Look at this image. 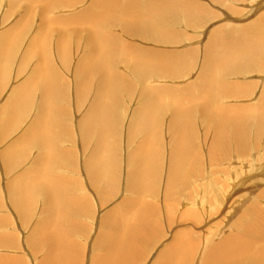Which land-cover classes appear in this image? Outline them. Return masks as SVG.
I'll use <instances>...</instances> for the list:
<instances>
[{"label":"rangeland","instance_id":"obj_1","mask_svg":"<svg viewBox=\"0 0 264 264\" xmlns=\"http://www.w3.org/2000/svg\"><path fill=\"white\" fill-rule=\"evenodd\" d=\"M39 1L40 4H34L31 9L28 7L29 2L25 0H0V36L4 32L11 31V37L13 36L11 43L16 51L14 52L8 44V49L4 51L0 59V84H2V86L0 85V240L2 239L3 241V243L2 241L0 243V248H2L0 249V263L48 264L46 261H48L49 251L47 249L49 245L44 243V247H38L44 238L37 244L35 243L36 238L39 234L45 237V234L52 233V231H63V233L66 231L68 237H65L64 244L72 255L69 256V263L67 260L63 261V263L91 264L92 258L94 261L95 257L101 254L98 253L100 247L97 245L100 240L103 241L101 235L108 232V229L103 226L104 220L115 211L125 208L131 201L135 204L128 212V215L132 216L137 210H143V212L147 213L149 222L152 219L158 221L159 229L148 226L147 230L151 233L148 236L151 237L152 235V237L149 239L147 236V242L144 244L146 248L143 247L144 245L142 246L141 258L134 262L135 264H163L161 253L166 247L168 249L169 245L175 242L177 239L175 234L177 236L180 234L185 235L184 246L187 248L191 246L189 249L194 252H191L188 262L183 261L185 264H205L204 259H206L211 247L214 245L212 243L219 240V235H222L221 232H224L223 236L225 237L228 234L229 236L235 234L237 238L244 236L243 233L245 232V236L248 237L247 229L251 228V232L256 234L257 232L253 228L257 227L260 229L264 226L263 219L259 218L257 220V216H255L258 210L264 213V121L258 123L260 121L254 120L253 115L258 116L259 114L262 117L264 114V51L261 52L258 46L252 48L250 58H244L245 61L252 60V66L249 65L248 68L238 64V68L236 66L224 70L225 72L221 74L219 81H222L220 84H223L222 86H225V88L223 89L220 86V91H218L219 99L216 98L217 103H210L213 105L212 107H206L205 105L206 109H203L200 102L191 103L185 100L184 95L187 96L186 93L188 92L186 90L188 88L192 86L195 88L196 84L200 83L198 79L202 77L201 75L205 68V59L208 53L206 50L209 51L211 47L215 48V46H212L215 39L220 38L231 42L235 39L237 42L239 39V41H243L242 39H245L243 36L247 34L246 31L264 27V19L262 18L264 17V0H161L156 4H148L152 6L151 8L157 6L161 10L168 11L163 13L167 17L157 16L154 20L167 22L169 34L161 37L155 36V38L152 35H144L139 29L135 30V28H139L138 24L132 23L131 27V24L124 22L123 18L114 17L113 14L109 15V18L104 19L111 22L104 28V30L107 29L110 32L111 40L107 39L108 43L112 41L118 44L120 49L126 47L125 51L131 54H128L129 56L137 53V56H142L143 54V56L147 57V55H151L154 61V67L152 68L158 70L155 72V69L150 71L145 68L146 72L148 70L145 75V71L138 72L133 69L131 65L133 61L131 64L122 58H115L113 61L115 72L112 76V81L119 86V96L115 104L110 100H107L106 103H109L113 109L112 111L110 108V111L108 110V128L109 131H112L109 139L111 144L114 145V151L107 153L111 160L108 159L106 161L104 166L106 169L103 172V177H105H102V180L100 179L99 181L95 180L93 169L88 167V163L93 157V150L96 145L94 141L96 140L92 137V139H86L83 127L90 112L93 116L94 128L98 127L97 122L94 125L95 121H99L101 124L103 122V119L99 116V107H97V110L95 108L92 109L95 104L96 91L101 75L96 73V77L92 78L88 84L87 81L85 82L82 79L79 67L85 64L88 68H93L96 66V61L100 62L107 59L95 56L96 40L89 32V27L85 25L75 26L76 21L99 18L95 16V11L88 12L95 6L93 5L94 1L96 2L97 0ZM101 1L108 8L114 4V0ZM129 1L131 0H119L116 2L118 8L122 4L133 8V6L129 5ZM137 2L144 7V4L149 3V0H137ZM190 3L192 4L191 6ZM54 4H58V7H54V11L49 13L52 18V26L44 34L46 40L43 46L41 44L42 41H39V39L31 46L30 42L31 40L34 42L33 37L42 23L40 21L41 16L45 15V11L50 10V7ZM188 7L195 12L184 14V8ZM105 11L113 13L110 9ZM137 12L141 14V10L138 9ZM24 14L28 18L24 17ZM153 15L156 16L157 13H153ZM53 16H57L59 21H64L67 25H72L74 22V26L66 27L68 29L63 30V27L56 22ZM19 21H21L22 25L17 23ZM256 22H259V25ZM260 24H263L262 27ZM240 35L242 38H240ZM211 36L215 39L211 40ZM87 40L91 41L92 44L87 45ZM101 41L104 42L103 39ZM210 41L212 42L210 43ZM116 44H113L114 47ZM2 45L3 41L0 40V48ZM45 45L51 46V50H54L51 61L53 66L50 67L51 65L49 64V69L51 70L54 67L53 69L57 73L59 72V81H56L57 86L53 83L52 89L50 88V93L54 98L53 104L50 105L52 103L51 97L50 101H48L44 96L45 91L42 88V84L41 86L40 83L38 85L31 84V93L28 92L27 100L25 98V102L21 103L24 105L21 106L20 104L22 109L17 106V109L12 110V114L10 113L11 115H9V112L4 110H8V105L11 104L10 102L14 96L20 97L22 95V90L25 87L21 86L28 82L27 80L29 79L27 77L31 78L34 76L31 71L39 60V51L33 54L30 53L28 58L24 60L27 49L33 47L35 50L38 46L44 48ZM223 46L221 48L222 45H219L221 51L225 49L226 45ZM10 49L13 51L11 57ZM46 49L47 47L45 46ZM62 50L65 51L66 57H59ZM225 50L228 51L230 48L226 47ZM225 50L223 52H226ZM180 58L185 59V62H187L186 59L188 58L192 59V64L183 66L184 69L181 68L177 70L178 72L173 70L159 71V69L162 70L161 68L165 62H175ZM234 59L229 60L231 65L235 64ZM135 63L139 62L135 61ZM139 64L142 65L141 61ZM54 73L52 70L45 71L46 75ZM119 79L121 80L118 81ZM82 81L87 84L86 92L83 95L79 91ZM229 86L231 88H228ZM150 88L151 90L154 89L155 94H158L161 98L163 97L166 102L169 101L170 96L173 94L172 96L184 98V102L188 103L189 106V112H187V122L189 121V123H186V127L190 126L189 128H192L194 140L190 142V139H188L189 136H193L191 131H188V135L185 134L188 140H184V136L179 134L177 136L183 140V143L190 144L189 147H186L187 154L190 153L189 155L195 156L196 161L194 159L191 160L189 156L187 163V168L189 167L188 169H190L189 173L186 170L184 171V176L185 173H187V176L189 175L188 182H184V177L179 178L175 186L170 188V194H173L169 198H174L176 197L175 195L178 197V199L174 200H169L166 197L169 186V167H172L174 157L177 156L175 155L177 137L175 133L173 134L174 131L172 129L174 124L172 122V105L164 104L158 112L160 117L157 121H160L158 125L154 124V126H158V139L151 137L152 135L146 136V132L141 135L140 132L134 133L132 130L135 123V119L133 120L134 113L138 112L147 103L144 89ZM55 91H58V93ZM191 92L194 94L198 93ZM165 96H168L166 97L167 99L164 98ZM43 102L46 107H44ZM248 106L251 110L246 108ZM218 108L228 113L233 112L230 115L234 117H240L236 115L237 112L243 113L245 111L243 114L247 115L248 118L245 117L246 135L244 136H246V142L244 147L237 146L234 136L238 135L231 131L235 122H227L224 117L218 119V115L225 112ZM18 110L20 113H17ZM45 112L49 115H47V118L44 117ZM36 116L40 117L42 123L46 120L45 124H48L46 126L49 130L48 132L53 130L49 133L50 137L39 136L45 139L43 142H46V139H52L53 147H47V142L44 143L45 145H39L35 139L29 136L28 132L35 118H37ZM48 119L50 121H47ZM229 119L232 120L231 118ZM222 121H224L225 126L228 125L227 136H224L226 140L224 146H221L222 143L215 144L214 142L216 137H218L217 127L222 125ZM145 137H149L150 141H154L158 145L159 162H157L158 165L156 163L154 166L157 177L155 175L152 179L153 187H151V181L149 185L151 177L148 178V188H153V190L146 189V186H144L142 191L135 192L130 185V174L134 171L132 158L136 155V151ZM26 138L29 139L26 140ZM43 149L45 150L43 151ZM44 152L48 153L44 154ZM213 152H216V155L219 153L217 156L215 155V158L217 157L215 163V159L211 161ZM54 154L59 157L57 160L53 158ZM45 155L48 156L49 162L46 161ZM50 156L53 157L51 158ZM53 161L54 163H52ZM43 162L47 163L44 165ZM45 166L47 169H44ZM48 167H50L49 170ZM37 170L47 172L46 174L43 172V175L45 174L44 178L59 182L58 184L62 188L64 187V196L71 201L74 200L70 206L73 208L71 212H74V215L72 214L71 216L75 217L69 218L72 219L70 223L69 221L63 223L66 220L61 221L58 219L57 223H55V217L50 216L52 212L48 208L51 204L45 200L47 195L43 192L45 188L38 184L40 181L33 182L34 184L31 187H34L32 189L29 187L31 190L30 195L33 193V199L26 207L28 209L25 208L26 211H24L17 206L18 203L14 201V197L11 195V187H22L27 184V177L33 178ZM106 170L107 172H105ZM112 179L114 180L112 181ZM154 183L157 184L154 185ZM27 194L28 192L26 196ZM166 198L171 202H166ZM138 203H141L142 208L136 206ZM170 205L171 211H173L170 212L171 216L167 213ZM190 212L196 213L194 215L195 218H192L193 215ZM46 223L51 228L44 227L45 229L41 233L33 234L36 226ZM254 223H257V226ZM217 231L219 234H217ZM242 231L243 233H241ZM258 235H261V233ZM188 236L191 237V240H189ZM262 241V237H259L258 242ZM196 245L197 247H195ZM56 255L54 263L51 264H55L57 260L62 258L59 253H56ZM5 256L10 257L12 261ZM258 258L256 259L257 262ZM262 259H264V256ZM177 263L182 264L181 261H177ZM225 263L228 262L226 261ZM228 264H252V261H250V258H246L244 262L239 259H231Z\"/></svg>","mask_w":264,"mask_h":264},{"label":"bare ground","instance_id":"obj_2","mask_svg":"<svg viewBox=\"0 0 264 264\" xmlns=\"http://www.w3.org/2000/svg\"><path fill=\"white\" fill-rule=\"evenodd\" d=\"M25 1L29 2V6L28 7L31 8V9L33 8V5L34 4H37V5L40 4V1L39 0H25ZM116 1H119V0H114V4L111 7H109V8L107 6H104V2L101 1V0H97L96 2L94 1V4L93 3L92 4L95 5V6H93L91 9L89 8L90 10H88V12L95 11V16L96 17H99V18L89 19L87 21H76L75 22V26H83V25H85V26H88L89 27V29H90L89 32L91 33L92 37L96 40L95 56L97 58H106L107 59V60H101L100 62L99 61H96L95 62V65L96 66L93 67V68H88L85 64L80 65V67L78 66L79 69H80L79 73L83 77L82 79H84L85 82L87 81V83L90 82V80L92 78L96 77V73H98V74L101 75V77L98 76L100 78V80H99V83H98V89L96 91L95 104L92 107V109L95 108L97 110V107H99V109H100L99 116L103 119V122L101 124V122L95 121L94 122V125L97 122L98 127H95L94 128V126H93V116H92V113L90 112V115L86 119L85 125L83 127V129H84L83 131H84V134H85V138L86 139H88V138L90 139L92 137L93 139L96 140V141H94L96 145L94 144L95 145V149L93 150L94 151L93 157L90 160V162L88 163V167L91 168V169H93L94 175L96 177V179H95L96 181H99L103 177L104 169H106V168H104L106 161L108 159L111 160V158H109L107 156V153L110 152V151H112V152L114 151V145L111 144L110 139H109L111 137L112 131H109V128H108V121H109L108 110H109V108H110L111 111L113 109H112V106H110L109 103H106L107 100L108 101L110 100V101H112L115 104V102H117L118 96H119V91H118L119 86L117 84H115V82L112 81V76L114 75V72H115L114 71V68H113L114 67V64H113L114 62L113 61L115 60V58H119V59L122 58L126 62H129L130 64L133 61L132 64H131L132 67H133V69L137 70L138 72L145 71L144 72L145 75L148 72V70L146 72V69L145 68H148L150 71H152V69H155V72H157L156 70H158L156 68H152V67H154V61H153V58L151 57V55H147V57L146 56H143V54H142V56L141 55L137 56V54H138L137 53L135 55L129 56L131 54H130V52H126L125 51L126 50V47H122L120 49L119 46H118V44L113 43L112 41L110 43H108L107 42V39H110V37H111V36H109L110 32L107 29L104 30V28H106V26L109 23H111V22L105 21L104 19L109 18V15H112L113 14L114 17L123 18V21L126 22V23L131 24V27H132V23L138 24L139 25V28H135V30L139 29L144 35H148V36L149 35H152V36H154V38H155V36L156 37H161V36H164V35H168L169 34L168 33V30L169 29H168V23L167 22L154 20L157 16L167 17V15H165L163 13L164 12H168V11L161 10L157 6H154V8H151L152 6H149L148 5V4H150V5L156 4V3L160 2L161 0H149V3H145L144 4V7H142L141 6L142 4L139 3V2H137V0H131V1H129V5L133 6V8H130V7L126 6V5H124V4H122L120 6V8H118ZM191 5L192 4L190 3V6ZM56 6L58 7V4L52 5L50 7V10H46L45 11V15L41 16L42 18H41L40 21L42 23L38 27V30H37L36 34L34 35V37H33L34 38V42L32 40L30 42V45L31 46L34 45V43H35V41H37V39H39V41H42L41 44L43 46V44H44V42L46 40V38L44 37V34H45V32H47V29L50 26H52V23H51L52 22V18L49 15V13H50V11L53 12L54 11L53 8L54 7L56 8ZM194 6L195 5H193V7ZM195 8H196V6H195ZM106 9H110L111 11H113V13L106 12L105 11ZM138 9L141 10V14L137 12ZM27 11H28V9H27ZM191 12H195V11H193L189 7L188 8H184V14L187 15V14H189ZM153 13H157V15L154 16ZM20 16H21V14H20ZM25 16H26V18H28L27 15L24 14V17ZM53 17H55L56 22H58L59 25L61 27H63V30L64 29H68L66 27L74 26V24H73L74 22L72 23V25H67L66 23H64V21H59L57 19V16H53ZM63 17H61V19H63ZM262 18L264 19V17H262ZM151 21H153V22H151ZM17 23L19 25H22L21 24V21H19ZM258 23L256 22V24H258ZM262 25H261V27H262ZM250 26L253 27L252 25H250ZM254 27H256V26H254ZM10 33H12V32L11 31H7L6 33L5 32L2 33V35L0 36V40L3 41V45L0 48V59H1L4 51L6 49H8L7 48L8 44L10 45L11 49L14 52H16L15 51V47L11 43L12 42V39H13L12 38L13 36L11 37V34ZM218 33H219V31H218ZM246 33H244V34H246V36H243V37H245V39L247 41L245 39H242L243 41H239L240 40L239 39L238 42L235 41L236 40L235 37H234V39H235L234 41L235 42L233 41V39H232L233 42H231L230 40L229 41H226V40L220 39V38L215 39L213 37L214 35L216 36L215 33H214L213 36H211L212 37L211 40H213V38L215 39L213 41V44H212V46H215V48L214 47H211V49L209 51L206 50L208 53H207V57L205 59V68H204V71H203V73L201 75L202 77L200 79H198L200 81V83H197L196 86H195V88L192 85H191L192 87L190 86L191 88H188L187 87L188 90H186V92H188V93H186L187 96L184 95L185 96V100H187V101H189L191 103H193V102H200L202 104V106H203V109H206L205 108V105H206V107H208V106H211L212 107L213 105H211V104H214L215 102L217 103L216 98H218V91H220V86L223 89L225 88V86H222L223 84L222 85L220 84L222 81L221 82L219 81L221 74L223 72H225L224 70L226 68H231V67H236V66L238 68L239 67L238 64H242L243 66H247V68H248L249 65L252 66V60L251 61H245L244 58H250V55H251L250 54L251 53L250 51H252V48L253 47H257L258 46V47H260L261 52L264 51V48H263V46H264V27H262V28H259L258 27V29L249 30V31H246ZM220 34H222V33H220ZM233 35H234V33H233ZM221 36H224V35H221ZM235 36H236V34H235ZM240 38H242L241 35H240ZM102 39L104 40V42L101 41ZM211 42L212 41H210V43ZM86 44L87 45H91L92 42L89 41V40H87L86 41ZM113 44H116V46L114 47ZM219 45H222L221 48L224 47L223 45H226L225 46V49H226V47H229L230 50L226 51L225 49H223V51L224 50L226 51V52H223V51H221V48H219ZM45 46L47 47L46 50H45ZM45 46H44V48H42V47L40 48L38 46V47H36L35 50L33 49V47L32 48L30 47V48L27 49V52L25 53L24 60H26L28 58V56H29L30 53L33 54L36 51H39L40 52L39 53V60L36 63V65L34 66L33 70L31 71L32 72V75H34V76H32L31 78L30 77H27L29 79V80H27L28 82L27 83H24V85L21 86V87H25L22 90V95L20 97H15L14 96V98L10 102L11 104L8 105V110L7 109L4 110L5 112L8 111L9 112V115L12 114L11 113L12 110L14 111L15 109H17V106L20 109H22L20 107V104L23 103V102H25L24 99L28 96L27 95L28 92L31 93V91H30L31 89L30 88H31V86L33 84H37L38 85L40 83V86L42 84V88L45 91V95L44 96L47 98L48 101H50V97H51L52 103L50 102L51 104L50 103L49 104L50 105L53 104L54 98L52 97V95L50 93V88L52 87L53 83L56 84V86H57V82L59 81V76H58V73L59 72L57 73L53 69L54 68L53 67V68H51V70H52V72H55L54 74H50V75H46L45 74V71H51L49 69V64L51 65L50 67L53 66L52 63H51V61L53 59V51H54V50L53 51L51 50V46H48V45H45ZM11 49H10V53H11L10 54V57L13 55V51ZM58 53H59V49H58ZM60 53H61V55H59V57H62V58L63 57H66V54H65V51L64 50H62ZM127 56L129 57L130 60L128 59ZM189 58L186 59L187 62L184 61L185 59L183 60L181 58L178 59V60H176L175 62L167 61V62L164 63L163 67L161 68L162 70L159 69V71L164 72L166 70H173L174 72H178L177 70H180L181 68H183V66L185 67V66H187L189 64H192V59L190 60ZM232 58H235L234 59L235 60L234 61L235 64H233V65H231V63H229V60H231ZM242 59H244V60H242ZM135 61H137L139 63L141 61V64L144 65V66L140 65L139 63L136 64ZM46 63H48V64H46ZM44 67H47L48 69L47 68L44 69ZM39 68H43V69H39ZM55 68H56V66H55ZM38 70H41V71H38ZM34 72H35V74H34ZM167 72H169V71H167ZM36 74H38V75H36ZM161 75H163V74H161ZM120 80L121 79H119L118 81H120ZM85 82L82 81V83L80 84L81 86L79 87V89H80L79 91L81 92L82 95L85 94L86 89H87V84H85ZM118 84H121V83H118ZM0 85L2 86V84H0ZM193 85H194V83H193ZM228 88H231V87L229 86ZM53 90H55V89H53ZM153 90H151V88L150 89H144V92H146V94H144V95H146V102L147 103L144 104V106L138 112L136 111L134 113L133 120L135 119V123L133 124V127L134 128L132 127V130L134 131V133L135 132L136 133L140 132L141 135L143 134V132H146V136H151L152 135L151 137L158 139V134H157V133H159V130L157 129L158 126L157 127L154 126V124L158 125V123L160 121V120L157 121L158 118L160 117L159 116L160 114L158 115V112H159V110L162 109V107L164 106V104H168V105L171 104L172 105V116H173L172 122H174V124L172 125V129L174 131L173 134L175 133L176 134V137H177V139H176V142H177L176 143V145H177V151H176V154H175L177 156L174 157V163H173L172 167L171 168L169 167V169H170V171H169V179H168L169 180V186H168V190L166 192V197L169 198L173 194V193L170 194V188L173 187V186H175V183L178 181L179 178H183L184 177V182H186V183L188 182L189 175L187 176V173H189L188 171L190 169H188L189 167L187 168V163H188L189 156H190V159L191 160H193V159L195 160V158H194L195 156L189 155L190 153L187 154V151H186V147H189L190 144H186V142L183 143V140L179 136H177V135L179 134L181 136H184V140L190 139V142H192L194 140V134L191 131L192 128H189L190 126H188V128L186 127V123L187 124L189 123V121L187 122V112H189L188 111L189 106H188V103L184 102V98L182 99L179 96H172L173 95L172 94L170 96L171 98L169 99V101L166 102V101L163 100V97L161 98V96H159L158 94H155V92ZM191 91L198 92V93L197 94H194ZM55 92L58 93V91H55ZM221 92H222V90H221ZM162 93H164V92H162ZM184 94H185V92H184ZM166 97H168V96H165L164 98H166ZM57 98H58V96H57ZM26 100H27V98H26ZM263 100H264V92H263ZM12 102H13V104H12ZM80 102H81V100H80ZM23 105L21 104V106H23ZM44 107H46L45 103H44ZM6 108H7V106H6ZM246 108H249V106L246 107ZM253 108H254V106H253ZM218 109H220L222 111H225V110H223L221 108H218ZM24 110H26V109H24ZM249 110H251V109L249 108ZM48 111H49V109H48ZM17 113H20L19 110H18ZM230 113H233V112H229L228 113V112L225 111L222 114H219L218 113L219 114L218 115V119L221 118V117H224L227 122H235L234 125L231 128V131L235 132L238 135V136H234V139L237 142L236 143L237 146L238 147H244V144L246 142V136H244V135H246V133H245V117L246 118H248V117H247V115H244L242 112H240V113L237 112V114H236L237 116H240V117H234V116L230 115ZM47 115L48 114H46V112H45L44 113V117L47 118ZM255 116H256V118H255ZM228 117L231 118L232 120H230ZM253 117H254V120L260 121V122L257 121L258 123H261V122L264 121V114L262 115V117H260L259 114H258V116L257 115H253ZM252 118H250V119H252ZM45 121L42 123V121L40 120V117L39 116L37 118H35V121L33 122V125H31L32 127L30 128L28 134H29V136H31L32 139H35L36 140V143H38L39 145H45L44 143L47 142V147H51V146L53 147L52 139L49 138L48 140L46 139V142H43V140H45V139L39 137V136H42V137L43 136L50 137L49 133H51L53 131L52 130L51 132H48L49 130L46 128V126L48 124L46 125L45 124ZM47 121H50V119H48ZM154 121H155V123H154ZM49 123H51V122H49ZM224 124H225L224 121H222V125L223 126L220 125V126L217 127V136L218 137H216V141L214 140L215 144L222 143L221 146H224V143H226V140H225V137L224 136H227V133H228V125L225 126ZM50 126H52V125H50ZM5 127H6V125H5ZM188 131H191V133L193 134V136H189V138L187 139V136H185V134L188 135ZM134 133H133V135H134ZM262 134H263V130H262ZM134 137H135V135H134ZM148 138L149 137H145L143 139V142L141 143V145L139 146V148L136 151V155L133 156V158H132V164L134 166V171L131 172V174H130V178H131L130 179L131 180L130 185H131L132 189L135 190V192L136 191L137 192L142 191V189H143L144 186H146V189H149L148 188V183H147L148 182V178L151 177V180H149V185H150V181H151V184H152L153 183L152 182V179L156 175V170H155V167L154 166H155V164L157 162H159V156H160L159 154L160 153H159L158 145L154 141H150ZM28 139L26 138V140H28ZM30 142H31V140H30ZM182 148H184V150H182ZM44 150L45 149H43V151ZM243 150H244V148H243ZM216 152H213L212 153V157H211L212 158L211 161H213L215 159L214 160V163L216 162V158H217V157L215 158V155H216L215 153ZM45 153H48V152H44V154ZM195 153L197 154L196 150H195ZM226 154H227V152H226ZM49 155H50V153H49ZM51 155H52V153H51ZM192 155H193V152H192ZM45 156H46V158L48 157L47 155H45ZM9 157H11V156H9ZM53 158L54 159L56 158L55 160H57L59 157H57V155L55 156V154H54V157ZM63 158H65V157H63ZM63 158H62V160H64ZM196 158H198V157H196ZM218 158H219V156H218ZM46 161L49 162L48 161V158H47ZM113 161H115V160H113ZM46 163H44V165ZM52 163H54V161ZM61 163H62V161H61ZM211 163H213V162H211ZM157 165H158V163H157ZM44 169H47L46 166L44 167ZM44 169H42V170H44ZM49 169H50V167H48V170ZM107 170L105 172H107ZM185 170H186L187 173H185V176H184V171ZM43 172L45 174L47 173L45 171H43ZM43 172L41 170H37L36 171V175L33 178L27 177L28 183L25 184V185H23L22 187H14V186L11 187L10 191H12L11 192V195L14 197V201L16 203H18L17 206L20 209H23L24 211H26L25 208L28 207L29 202L31 201V199H33V193L30 195L31 190L29 189V187H31L32 184H34L33 182L40 181L38 184H40L42 187L45 188V189L43 188L44 189L43 192H44L45 195L47 194L46 197H45V200L47 201V203L51 204V206H50L51 208L48 207L49 210L52 212V214H50V216L55 217V223H57L56 221H58V220H61V221L62 220H66L63 223H67V221H69V223H70V221L72 219H69V218L72 217L71 216L72 214L74 215V212L73 213L71 212V209H73V208H72V206H70V204L74 200L71 201L67 197L64 196V191H65V190H63L64 187L62 188L58 184L59 182H57L55 180L45 179L44 178V175L45 174L43 175ZM46 176H48V175H46ZM156 177H157V175H156ZM113 180L114 179H112V181ZM156 184L154 183V185H156ZM33 187H31V189ZM151 187H153V184L151 185ZM149 190H153V188H150ZM176 190H178V189H176ZM27 192H28V194L26 196V193ZM175 196L176 197L171 198V199L172 200H174L176 198L178 199L177 195H175ZM141 197H142V195H141ZM168 198H166L167 199L166 202H171V201H169L171 199L169 198V200H168ZM75 203H74V205H75ZM175 203H177V202H175ZM134 204L135 203H133L131 201L130 203H128L125 206V208L119 209V210L115 211L114 213L110 214L107 217V219L104 220L103 226L108 229V232L105 231L106 233H103L101 235V238L103 239V241L100 240L99 243L97 244L101 248V249L99 248L98 253H101V254L98 255L96 253V255H98V256L95 257L94 261H93V258H92L91 264L92 263L93 264H135L134 262H136L137 260H140L141 255H142V251H141L142 250V246L144 244H146L148 234L149 235L151 234V233H149L150 231L147 230L148 229V226L158 229V223H157L158 221H155V220L152 219V221L150 220V222H149V220H148L149 218L147 219L148 215H146L147 213L143 212V210L142 211L141 210L140 211L137 210V212L134 215L129 216L128 215V212L130 211V209L132 208V206ZM136 206H140V208H142L141 207V203H138ZM76 208H77V206H76ZM26 209H28V208H26ZM171 209L172 208H171V205H170V208L167 211V213H168L169 216H171L170 212H173V211H171ZM190 213L193 215L192 218H195L194 215L196 213L195 212H190ZM256 213H257V215H255V216H257L256 217L257 220H259V218H261V219H263V222H264V213L262 211H260V210H258V212H256ZM74 217H72V218H74ZM234 221H235V219H234ZM257 223H254V225L256 224V226H257ZM260 223H262V222H260ZM79 225H80V223H79ZM240 226H241V224H240ZM248 226L250 227V225H248ZM44 227H50V225L48 223H46L44 225H40L39 224L38 226H36V229L34 230V233L33 234H39V233H41L45 229ZM62 228H64V227H62ZM253 229L257 232L256 234L253 233V232H251L252 229L249 228V229H247L248 230L247 233H249V236L246 237L245 236V232L243 233V231H242L241 233H243L244 236L240 233L243 236V237L240 236L241 239H240V237H238V238L235 237V234H233V233H232L233 235H230L229 236V234H228L227 237H225V236H223V233L224 232H221L222 235L221 236L219 235V237H220V238H218L219 240L213 242L212 244H214V245L212 247L210 246L211 247L210 252L207 255L206 259H204L205 260L204 261L205 264H228L231 259H234V260H238L239 259L241 262H244V261H246V258H250V261H252V264H264V259H262L263 256H264V226H262L260 229L257 228V227H254ZM158 230H157V232H158ZM259 233H261V235H258ZM217 234H219V232ZM175 235L177 237V239L175 240V242L172 243L171 245H169L170 247H168V249H166L167 248L166 247L164 249V251L161 253V256L163 257V258H161L163 264H178L177 261H181L182 264H185V263H183V261L184 262H188L189 256H191V252H193L192 249L191 250L189 249V247H191V246H189L187 248L183 244L184 243V236L185 235H181V234L178 235V236H177V234H175ZM29 237H30V235L28 236V239H29ZM65 237H68V233L66 231L64 233H63V231H61V232L52 231V233L49 232V233L45 234V237H44V235L39 234L38 237L36 238V241H35L36 244L42 238L45 239V241L43 239V242L38 247H42L44 245V243H48V245H49L50 250H49V248L48 249L46 248L47 251H49L48 252L49 253V255H48V261H46V262H48V264L54 263V259L57 256L56 253H59L60 255H62V258L60 260H57L55 262V264H64L63 261H65V260H67L68 263H69V261H70L69 260V256H71L72 254H71L70 251H68V248L64 244ZM151 237H152V235H151ZM151 237H149V239ZM154 237H155V235H154ZM259 237H262V240H263L262 242H258L259 241ZM189 238H190L189 240H191V237H189ZM214 240H216V239H214ZM1 241H2V239L0 240V243H1ZM211 241H212V238H211ZM2 243H3V241H2ZM5 244H7V243H5ZM143 247L146 248V245H144ZM195 247H197V245ZM145 248H143V249H145ZM0 249H2V248H0ZM193 255H195V254H193ZM3 257H4V255H3ZM6 258H8V260L12 261V259L10 257H6ZM257 258H258V262L256 261ZM73 259H75V258H73ZM45 260H46V258H45ZM226 261L228 263H225Z\"/></svg>","mask_w":264,"mask_h":264}]
</instances>
